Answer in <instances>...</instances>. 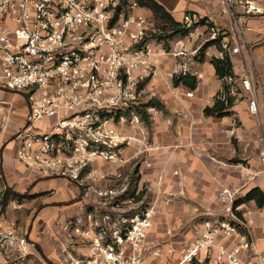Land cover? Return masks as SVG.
<instances>
[{
	"label": "built area",
	"instance_id": "1",
	"mask_svg": "<svg viewBox=\"0 0 264 264\" xmlns=\"http://www.w3.org/2000/svg\"><path fill=\"white\" fill-rule=\"evenodd\" d=\"M220 1L237 21L235 45L222 46L236 54L247 18L263 15L264 8L254 0ZM141 8L140 0H0V87L21 93L29 106L14 136L18 160L41 175L106 182L89 187L95 198L87 219L63 226L73 246L63 249L66 264H264L247 223L236 214V193L225 189V214L203 221L196 236L177 247L170 238L150 240L156 203L141 206V189H129V176L94 172L100 163H125L124 148L135 140L110 120L116 95L135 100L142 85L160 74L156 56L168 53L165 43L149 39L150 20ZM183 24L198 29L210 20L187 14ZM179 69L187 73L185 65ZM242 85L253 91L250 77ZM249 109L258 114L255 97ZM3 112L0 102V119ZM140 118L135 113L133 121ZM261 160L264 165V149ZM4 219L0 214V264H23L35 248ZM14 252L19 254L10 260Z\"/></svg>",
	"mask_w": 264,
	"mask_h": 264
},
{
	"label": "crops",
	"instance_id": "2",
	"mask_svg": "<svg viewBox=\"0 0 264 264\" xmlns=\"http://www.w3.org/2000/svg\"><path fill=\"white\" fill-rule=\"evenodd\" d=\"M156 1L182 24L187 14H196L209 19L212 26V31L209 26L202 25L194 33L199 36L200 30L208 32L204 57L194 55L201 46L196 48V37L191 39L189 36L180 41L175 39L172 51L183 52L180 59L167 54L156 56L162 76L146 81L143 92L150 91L151 95H142L144 105L151 101L159 104L148 106L154 119L148 126L127 128V133L138 137V141L126 150L127 158L131 163H138L142 181L151 183L156 203L155 221L158 217L169 219L172 233L168 238L180 247L196 236L203 221L225 214L222 201L225 189L236 193L237 199L245 197L255 187L264 190L261 160L264 149V14L247 18L240 51L229 53L234 71L231 80L230 77L220 78L212 63L214 58H222L226 53L221 45L223 40L235 45L237 21L223 12L221 1ZM254 1L264 8V0ZM141 12L152 13L143 6ZM215 29L227 30L221 41L215 39ZM181 42L183 45L180 46ZM181 65L197 77V88L173 85V76L180 71ZM244 77H250L253 91L243 87ZM168 82L172 87L170 93L165 87ZM226 84L231 85L233 105L222 116H207L206 107L215 105ZM8 91L0 87V102L4 106L0 119V189L21 194L22 198L11 197L6 204L1 202L0 214L4 220L15 223L12 230L25 234L35 248L23 264L32 263L34 258H40V264H66L68 253L63 249L70 246L73 251V246L70 245V233L63 226L76 217L87 219L95 196L87 195L84 182L67 176L41 175L18 160L17 142L13 149L14 136L24 126L29 106L22 94L11 97ZM180 91L193 95H175ZM253 97L257 99L258 114L249 109ZM145 130L154 147L147 156L153 164L151 167H147L144 160L135 161L143 152ZM62 181H69L77 190H59ZM237 207L241 219L248 225L251 239L264 254V208L255 201ZM9 222H4V227H9ZM153 228L150 240H153ZM74 239L81 237L74 235ZM80 251L87 253L88 247L81 245ZM18 254L12 253L9 259H16Z\"/></svg>",
	"mask_w": 264,
	"mask_h": 264
},
{
	"label": "rangeland",
	"instance_id": "3",
	"mask_svg": "<svg viewBox=\"0 0 264 264\" xmlns=\"http://www.w3.org/2000/svg\"><path fill=\"white\" fill-rule=\"evenodd\" d=\"M147 17L150 20V26H149V39L151 40H159L162 41L163 43H165L166 46V50H167V55H170L172 57H174L175 59H180V57L184 56V55H180V56H174L175 53L174 51H172L173 46L176 44L175 39L178 38V40L180 41L181 39L186 38L187 36L192 37L191 39H194L196 37L197 41H196V48L198 46H201L199 49H197L194 53L195 56L199 57V56H203L204 57V53H203V48L205 43H207V39H208V32L206 30H200L198 32L199 36H194V33L198 30L197 28H188L187 26L183 25V28L188 29L187 35H172V30L170 25L168 24V26H165V20L163 19H159V17H155L153 13L150 14H146ZM209 26V30L212 31V26L211 24L208 25ZM227 30H223L221 29L220 31H217L215 29V39H217L218 41L224 37V35L226 34ZM228 34V33H227ZM190 39V38H187ZM222 40V39H221ZM220 40V41H221ZM225 40H223L221 42V45L223 44ZM183 45V42H181L180 46ZM223 47V46H222ZM173 54V55H171ZM183 72H178L175 75H179ZM189 73V72H187ZM186 74V73H185ZM174 75V76H175ZM159 78L162 76L161 74H158ZM157 76V77H158ZM173 76V78H174ZM174 85V84H173ZM143 87V85H142ZM168 89V93H170V90L172 89L171 87V83H167L165 86ZM172 92V91H171ZM8 95H10L11 97H13L14 95L18 97V95L20 96L21 93L13 91V90H9L8 91ZM172 95L173 92L171 93ZM142 95H151V92H141V95H137L136 99L133 101H128L125 99L124 95H116V100L114 105L110 106V110H112V112H110V120L112 121L113 124H115L117 126V129L123 133L124 135H129V136H133L134 137V141L133 143L130 145L132 146L135 142L138 141V137L135 135H132L130 133H127V128L128 127H132V126H138V125H150L151 121L154 119L152 114L149 112V107H145L144 106V102H143V98ZM168 95V94H167ZM175 95H188V93H182V91H180L178 94ZM26 99V98H25ZM27 101V100H26ZM125 102H128V104L126 105ZM152 106L158 105L157 101H152ZM26 108V107H25ZM144 111H146L147 113V118L145 117ZM135 113H138L140 115V123H136L133 121L134 115ZM134 122V123H133ZM144 137H145V143L143 144V152H141V155H137L136 156V160H144L146 161V166L147 167H151L153 166L152 162L150 160H148V157L150 155V152L154 149V147L152 146V144L150 143V140L147 137V130H145V132H143ZM127 146L124 148L123 151V157L124 159H126L125 163H117V162H113L110 161V164H106V163H100L94 170V172L101 174H110V177H112L113 175H122L121 177L124 176H129V189H132L133 187H140L141 189V194H140V199H143V202L139 201V204L141 206H148V202L149 200L152 201L153 197H154V191L152 190V188H150L151 183L148 182H143L142 181V175L138 174L139 170H138V163L137 162H132L131 160H129L127 158V153L126 150L130 147ZM17 145H16V141H14L13 143V149H16ZM140 157V158H139ZM245 162V161H244ZM246 165V163H244ZM118 178V176H117ZM120 180H118V184H121L123 182V180H121V178H119ZM2 179L0 178V181ZM88 182L87 180L84 181V185L86 187V192L89 191V187L94 186L97 188H100L101 185L106 184L104 179H98V180H94L93 178H89ZM110 184H112L110 182ZM143 184V185H142ZM117 185V184H116ZM88 188V189H87ZM59 190H77L76 187L74 186V184L70 183L69 181H62L60 182V186L58 187ZM5 190H1L0 189V204L1 202H3V197H4V192ZM87 194V193H86ZM93 194V193H92ZM90 193H88L87 195L90 196L92 195ZM94 196V194L92 195V197ZM95 197H93L92 199L94 200ZM139 198L136 199V201L138 202ZM1 212V210H0ZM11 213H14V211L12 210ZM130 216L135 214L134 210H131L129 212ZM35 215V211L32 213V215L30 216V220L33 219ZM160 218V219H159ZM156 219V218H155ZM171 222L168 220H166V217H158V221L154 223V228L151 234V238L154 240H161V239H165L168 238L169 236H171L172 233V229L171 227ZM20 235H25V234H20ZM32 263L29 264H40L42 262V260L39 258H34L32 260ZM30 262V261H28ZM28 264V263H27Z\"/></svg>",
	"mask_w": 264,
	"mask_h": 264
},
{
	"label": "trees",
	"instance_id": "4",
	"mask_svg": "<svg viewBox=\"0 0 264 264\" xmlns=\"http://www.w3.org/2000/svg\"><path fill=\"white\" fill-rule=\"evenodd\" d=\"M140 4L141 6L148 8L154 14L155 17H159V19L165 20L166 22L164 24L165 26H168V24L170 25L173 36L179 34L187 35L188 29L183 28L182 23L176 21L172 17V15L156 0H140ZM201 22L205 24L206 19H203ZM205 47H207V45H205ZM205 47L203 48V51ZM212 63L214 64L216 73L220 78H228L234 76L233 62L231 60L229 53L226 52L222 58H214ZM173 81L175 86L184 84L191 89L197 88L198 85L197 77L191 75L190 73H186V74L181 73L179 75H175ZM230 92H231V85L226 84L224 87V91L217 96L215 105L212 107L210 106L206 107L205 114L207 116H222L226 114L224 112L233 105V101H234V98L233 96H231ZM152 103L153 102L151 101L150 103L144 106L148 107L152 105ZM145 113L147 112L144 111V114ZM145 117L147 118V114H145ZM11 197L20 199L22 198V195L18 193H14L13 191L7 189L3 197V204H6ZM250 201H255L260 208H264V190L260 187H255L251 189L245 195V197L241 199H237L235 201V206ZM236 214L238 215L239 218H241L240 212L236 211Z\"/></svg>",
	"mask_w": 264,
	"mask_h": 264
}]
</instances>
